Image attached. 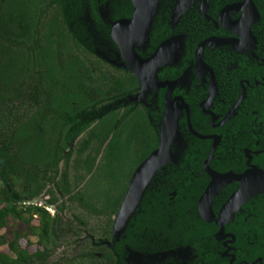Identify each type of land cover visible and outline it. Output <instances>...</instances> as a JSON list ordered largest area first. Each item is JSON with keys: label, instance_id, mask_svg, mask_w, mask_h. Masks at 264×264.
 I'll return each instance as SVG.
<instances>
[{"label": "flooded vegetation", "instance_id": "obj_1", "mask_svg": "<svg viewBox=\"0 0 264 264\" xmlns=\"http://www.w3.org/2000/svg\"><path fill=\"white\" fill-rule=\"evenodd\" d=\"M155 13L113 108H127L126 194L165 135L173 162L123 232L126 194L116 215L69 225L46 264H264V0H158Z\"/></svg>", "mask_w": 264, "mask_h": 264}, {"label": "trees", "instance_id": "obj_2", "mask_svg": "<svg viewBox=\"0 0 264 264\" xmlns=\"http://www.w3.org/2000/svg\"><path fill=\"white\" fill-rule=\"evenodd\" d=\"M84 4L101 25L97 0H0V135L11 137L0 140V230L23 225L9 241L0 236L9 246L0 264H46L69 225L116 215L127 191V108L109 109L127 97V71L71 29ZM103 180L125 183L115 196Z\"/></svg>", "mask_w": 264, "mask_h": 264}, {"label": "water", "instance_id": "obj_3", "mask_svg": "<svg viewBox=\"0 0 264 264\" xmlns=\"http://www.w3.org/2000/svg\"><path fill=\"white\" fill-rule=\"evenodd\" d=\"M97 4L101 25L94 20L91 8L84 4L82 11H78L77 18H73L74 22L69 20L70 27L79 41L95 56L117 69L127 71V50L129 51L134 39H139L149 29L158 9V0H97ZM128 7H134L130 18L124 15ZM136 73L142 82L140 73ZM119 105L126 106L127 97L111 105L109 109ZM166 140L169 141L170 136H164L161 149L153 152L134 174L116 218L115 232L122 231L127 226V219L140 206L146 185L159 168L173 162Z\"/></svg>", "mask_w": 264, "mask_h": 264}, {"label": "rangeland", "instance_id": "obj_4", "mask_svg": "<svg viewBox=\"0 0 264 264\" xmlns=\"http://www.w3.org/2000/svg\"><path fill=\"white\" fill-rule=\"evenodd\" d=\"M0 117H1V115H0ZM1 132H2V130L0 129V133ZM4 139L5 140L6 139L9 140V139H11V137H10L9 134L3 135V136L0 135V140H4ZM128 164L130 165L131 163L128 162V159H125V163H123L122 166H121V168L119 169L120 172H126L127 169H129ZM117 179L121 181V176H119ZM120 181H115L114 183L113 182L112 183H109L107 181H104L103 184H105L106 187H108L107 185H109V184L114 185L113 189H111L110 192H112L113 195L116 196L120 192L119 189H121L122 186H123V184L125 183V181H123L122 183ZM22 184H23L22 183V180H16V190L18 192H22L23 193V185ZM36 224H37V222H36ZM17 229L20 230V231H22L23 230V225H15L14 223H12V225H10L8 227V229L6 228V229H3V230H0V236H3L4 239H5V241H9V240H11L13 238V232L15 230H17ZM20 245L24 249L29 248V251L31 253L35 252L38 249V247L36 245L29 247L28 246V241H27V239L25 237L21 239ZM0 251L3 252V253H5V254H8L9 253V246H8V243L7 242H6V245L0 247ZM56 253H58V256L60 255V252H56Z\"/></svg>", "mask_w": 264, "mask_h": 264}]
</instances>
